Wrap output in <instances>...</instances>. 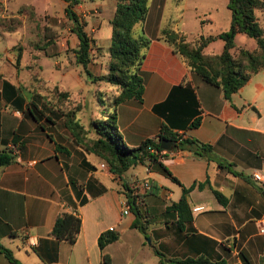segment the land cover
<instances>
[{
    "label": "crops",
    "instance_id": "1",
    "mask_svg": "<svg viewBox=\"0 0 264 264\" xmlns=\"http://www.w3.org/2000/svg\"><path fill=\"white\" fill-rule=\"evenodd\" d=\"M89 1L79 0L74 10L85 26L89 23V29H85L94 39L87 68L92 74H101L105 72L110 32L100 37L96 31L103 18L107 21L110 18L115 2ZM36 2L39 0H0V14L13 13L22 3L35 9ZM39 3L41 12L49 14L45 7L48 0ZM106 3L108 12L103 11ZM199 3L204 5L199 11L204 18L199 20L204 19L207 28L200 23L186 30V0H147L143 21L132 26L133 35L149 38L139 66L142 99L129 98L115 107L117 129L129 145L153 137L161 123L182 136L211 144L213 159L193 155L186 149L165 150L161 162L179 183L153 166L147 169L144 163H135L117 174L100 157L75 143L61 124L57 96L50 90L36 89L42 96L38 98L35 88L27 85L30 68L20 56L16 61L17 52L22 58L23 54L31 56L35 68L32 72H39V53L55 55L59 47L47 54L44 49L48 45L42 50L16 48L25 46L30 39L7 41L0 53V148H7L13 157L0 165V244L9 248L19 262L100 264L97 235L112 227L119 236L103 247L109 255V264H170L169 258L198 255L219 259L222 264H245L243 255L248 264H260L264 238L257 232L256 220L264 218V68L225 98L219 86L204 81L172 50L171 44L158 37L166 26L189 34L198 31L193 35L216 33L227 27V0L194 2V20L198 18ZM244 39L247 43L248 39ZM246 43L242 44L251 47L254 40L252 44ZM53 62L59 65V61ZM42 78L49 88L56 84ZM76 78L80 79L79 75ZM56 85L67 90L61 84ZM95 85L101 89L110 87L103 80ZM46 92L49 95L45 96ZM79 102L76 116L86 125L93 111L84 115L85 102ZM194 117L199 118L198 124L188 127ZM55 143L63 144L67 151L56 148ZM216 159L231 163V168L243 174L219 167ZM256 170L262 179L252 176ZM143 179L150 184L149 189L142 190V206L150 219L147 232L164 255L161 259L151 246L146 247L144 236L130 225L134 215L124 203L123 184L138 185ZM205 179L225 196L224 201L220 202L207 184L201 188L193 186L187 193L191 222L178 229L174 214L166 213L165 207L178 198L182 185ZM194 206L199 208L193 209ZM61 210L76 213L80 218L72 243L49 234L53 219ZM28 237L35 242L29 244ZM0 264L16 263L0 252Z\"/></svg>",
    "mask_w": 264,
    "mask_h": 264
},
{
    "label": "trees",
    "instance_id": "2",
    "mask_svg": "<svg viewBox=\"0 0 264 264\" xmlns=\"http://www.w3.org/2000/svg\"><path fill=\"white\" fill-rule=\"evenodd\" d=\"M63 1V11L71 23L69 29L77 39L76 46L72 50L74 61L82 66L84 72L92 80H103L110 85L109 88L96 92V106L100 116L91 117L86 125L81 123L76 116L81 103L68 100L69 90L59 89L56 84L52 85L50 91L57 96L56 108L61 115V124L69 132L71 139L105 161L112 172L119 174L129 166L140 162L144 163L147 169L151 166L159 169L177 183H179L178 179L159 159L160 155H166L165 150L186 149L193 155L213 159L210 143L200 141L192 136H182L163 123L160 124L153 137H145L135 145L127 144L117 129L116 104L129 98H134L137 101L142 99L143 82L139 66L149 38L142 34L133 35L132 26L136 22L143 21L147 11V0H114V8L109 18L110 34L109 44L106 48V67L105 72L101 74H92L87 68L94 39L91 33L85 29V21L74 10V5L79 0ZM227 7L229 9L228 25L216 33H200L186 39L182 32L166 26L160 30L158 36L171 44L172 50L177 52L185 64L204 81L219 86L225 98H229L230 94L244 84L254 72L264 68V0H227ZM21 14H24L29 21L39 18L31 4L22 3L13 13L0 14V30L9 32L18 27L21 23L19 17ZM34 22L35 26H38L37 22ZM236 33L251 37L254 40L253 46L235 44L234 35ZM216 38L222 41L221 49L218 52H204L203 47ZM36 44L39 49H43L49 44V41L46 39L41 42V45ZM18 49L21 48L18 46ZM19 56L20 52L16 55V61L19 60ZM28 67L31 66L28 65ZM104 97H108V99L103 101ZM30 114L36 118L33 111ZM198 122L199 118L194 117L188 127L195 126ZM89 131L93 133L91 136L88 135ZM161 138H169L175 143L164 149L163 152H159L162 149L159 146ZM55 147L64 148V145L55 143ZM149 147H154L155 152L149 150ZM64 150L67 151L66 148ZM12 157L7 148H0V165L8 163ZM216 164L219 167L226 166L233 174H243L241 171L231 168L229 162L222 163L216 159ZM206 184L220 202L224 201L225 196L218 189L212 187L207 179L193 181L188 186L182 185L178 198L170 201L164 210L166 213L174 214L173 221L178 229H183L185 222L190 223L192 219L191 208L187 200L188 191L193 186L201 188ZM136 186L124 183L123 193L125 202L134 215L130 225L145 238L148 235L150 219L147 210L142 206V201L138 199L142 194L137 192ZM79 225L80 218L76 213L61 210L56 213L49 234L57 240L63 239L72 243ZM118 236V230L112 227L98 233L97 244L101 251L100 264H109V255L103 251V247L108 242L116 240ZM149 244L152 251L161 259L164 255L152 241H149ZM0 252L10 262L23 264L12 255L9 248L2 244H0ZM242 258L245 264H248V260L243 255ZM168 261L170 264H222L219 259L210 260L202 255L169 258ZM47 264L63 263L48 262ZM260 264H264V251L260 257Z\"/></svg>",
    "mask_w": 264,
    "mask_h": 264
},
{
    "label": "rangeland",
    "instance_id": "3",
    "mask_svg": "<svg viewBox=\"0 0 264 264\" xmlns=\"http://www.w3.org/2000/svg\"><path fill=\"white\" fill-rule=\"evenodd\" d=\"M88 1L89 0H84V2L86 3H88ZM110 1L112 2L113 0ZM196 1L199 0H186L187 6L184 14V22H185L184 28H186V30L190 28H195V26H199L200 23H204L205 25L204 28H207L204 22L205 20L204 19L202 21H200L201 19L199 20V18L203 16L199 11H201V9L204 8V5L200 4L201 1L198 6L197 20H194L192 18L193 13L195 12L192 9V5ZM39 2L34 3L35 10L38 12L40 11V13L37 14L39 16L38 19L29 21L24 14H21L19 15V17L21 18V23L18 27H16L14 30L9 32L0 30V53L6 46L7 41L10 40L11 38H18L23 40L30 39V42H28L25 46L19 45L21 49L24 48L29 50L39 49L36 43L41 45V42L47 39L49 41V44L52 43V45L47 44L48 45V47L46 46L47 50L44 49L45 52L46 51L48 52L47 54H50L51 50L57 47H59L60 51L55 55H46L43 53H39L40 56L38 58V62L41 65L39 72L37 70H35L34 73L32 72L35 68L33 67L34 65L32 66V62H30L31 56L29 57L26 54H23V58H22L20 54L21 60L27 65H31L29 69L30 75L27 85L34 87L35 91L36 89L41 91L50 90L49 88L50 86L46 84V82L42 79V77L47 78L49 81L56 82V84H61L62 86L66 87L67 90H70V95L68 98L69 101L76 102L82 100L83 102H85L82 111L84 115L85 114L88 115L90 114L91 111H93L91 117H99L100 112L96 106V92H98L101 89V87L100 86L95 87L96 86L95 84L98 82V80H92L84 72L82 66L74 61L72 50L76 46L75 41L77 39L74 33L71 32L69 29L71 23L70 20L66 17L65 13L63 12V5H64L63 0H48V3L45 5V7L49 14H43L41 12L42 7ZM103 11L104 12L109 11L108 3L105 4ZM34 21L37 22L38 26H35ZM85 27L86 29H89L88 22ZM96 32H97L96 34L100 37L106 36V34L110 32L109 19L107 21L106 18H103L101 26L99 30ZM185 32L187 33H183V32L182 33L185 35L186 39H188L190 37L195 36L193 35L195 34L194 32H198V31H194L191 34H189V31H185ZM245 37L248 39L247 43L246 40L244 39ZM234 42L235 44H242V43L252 44L253 39L251 37H247L245 34L237 33L234 37ZM221 45H222V41L220 39L214 40L204 48V51L206 52L218 51L221 48ZM13 48L15 47L13 46ZM16 48L18 49V47ZM54 60L59 61V65H56L53 62ZM76 75H79L80 79L76 78ZM23 79L24 78H21V80ZM25 80L26 79H24L23 81ZM35 95L38 98L42 97L40 96L41 94L38 91H36ZM47 95H49L48 92H46L45 96ZM106 99H108V97H104L103 101H106ZM92 134H93L92 131L88 132V135L91 136ZM136 164H140V162ZM146 237L149 236L147 235ZM144 243L146 247H150V244L146 241V239H144Z\"/></svg>",
    "mask_w": 264,
    "mask_h": 264
},
{
    "label": "built area",
    "instance_id": "4",
    "mask_svg": "<svg viewBox=\"0 0 264 264\" xmlns=\"http://www.w3.org/2000/svg\"><path fill=\"white\" fill-rule=\"evenodd\" d=\"M149 150L155 152V148H154V147H149ZM163 151H164L163 148H162L161 150H159V152H163ZM163 158H164V156H162V155L159 156V159H160V160H162ZM99 165H100V166H104V163H103V162H100ZM252 176H253L254 178H256V179H262L261 174H260L259 171H257V170L252 172ZM149 187H150L149 180H147V179H143V180H142V181L136 186V190H137V192H138L139 194H142V190H143V189H144V190H147V189H149ZM138 199H140V200L142 201V203H143V198H142V196H141V198L138 197ZM124 203L126 204V202H125V197H124ZM126 205H127V204H126ZM127 206H128V205H127ZM198 208H199V206H194V207H193V209H198ZM256 229H257V232L260 233V235H262V237L264 238V218H260V219H257V220H256ZM27 242H28L29 244H33L35 241H34V239H32L31 237H28V238H27Z\"/></svg>",
    "mask_w": 264,
    "mask_h": 264
},
{
    "label": "water",
    "instance_id": "5",
    "mask_svg": "<svg viewBox=\"0 0 264 264\" xmlns=\"http://www.w3.org/2000/svg\"><path fill=\"white\" fill-rule=\"evenodd\" d=\"M173 143H175V142L173 140H170L169 138H161L159 146L163 149H167ZM145 239L149 243V241H150L149 237H145Z\"/></svg>",
    "mask_w": 264,
    "mask_h": 264
}]
</instances>
